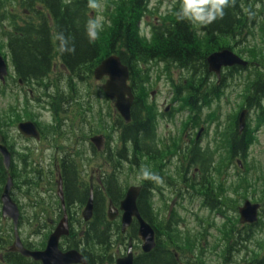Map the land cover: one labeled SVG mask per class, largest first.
Wrapping results in <instances>:
<instances>
[{
    "label": "flooded vegetation",
    "instance_id": "af4514ba",
    "mask_svg": "<svg viewBox=\"0 0 264 264\" xmlns=\"http://www.w3.org/2000/svg\"><path fill=\"white\" fill-rule=\"evenodd\" d=\"M39 9L42 10L40 7ZM23 13L27 19L31 18L29 12ZM10 14L0 5V146L7 148L11 159L7 172L0 153V172L10 174L13 179L10 196L20 210V221H24L25 218L22 215L23 208L14 199L16 190H21L22 196L27 201L29 213L26 220L30 233L32 231L33 235L45 237V242L39 247L30 242H23L24 246L27 249L43 250L49 236L65 218L68 221L69 234L60 239L59 248L63 252L78 251L88 264H117L129 255L132 256L133 264H253L247 258L237 262L233 258L239 252L241 241L247 242L246 238H250V233L255 232L252 225L240 224L239 206L231 215L227 228L208 229L205 225H201L199 230L187 231V239L190 238L191 241L183 240L185 245H180L175 239L176 229L173 228V224L177 226L178 221L181 220L178 210L183 211L187 217H194L195 210H201L206 216L216 214L223 217L224 221L229 220L222 208L225 206L222 204L223 192L218 186V174L222 168L217 166V161L220 160L217 156L221 151L220 132H217L218 136H215L211 142L203 145L199 131L203 130L204 133L206 129L200 128L197 134L188 130V143L184 148L179 149L184 155L180 158L184 164L173 165L170 158L177 151L173 141L174 136L168 134L163 136L164 134L160 133L158 106L144 96L141 97L139 91L136 97L139 98L140 113L143 118L139 120L138 143L132 142L128 125L114 111L115 117L107 125L104 133L92 132L83 141L78 136V147L81 146V142L87 144L83 156H86L88 161L82 164L79 149L70 151L55 147L51 141L53 137L50 139L47 135L54 125L55 117L63 115L59 131L64 136L63 130L69 123L67 119L73 109L70 107L78 102L75 90L74 93L67 94V98L71 101L69 104L59 103V96L55 97L54 91L61 93L65 86H78L81 83L80 78L71 79L70 73L64 70L58 60L50 76L44 80H28L19 76L12 64L10 40L6 35L7 32L11 33L14 30ZM3 64L5 70L1 69ZM56 69H58L57 73ZM254 77L255 75L252 82ZM255 83L256 81L253 85ZM175 89L176 86L173 92L174 103L181 101L176 100ZM34 92L42 96L36 98ZM34 102L45 104V108L49 110L51 122L48 125L32 119L30 109ZM66 108L68 110H65ZM243 110H247L251 116L254 115L259 119L260 115L264 114V98L260 99L257 106L256 98L250 91L249 101L244 98V105L238 114ZM148 112L151 113V120L144 117ZM26 122H33L36 125L40 132L39 140L26 138L19 133V125ZM148 122H152V126ZM235 131H237L236 123ZM94 137H99L98 146L92 142ZM42 145L47 147L46 152L53 151L49 163H46V160H36V153H39ZM96 155H104L110 173L100 176L96 173V170L98 171L97 162L94 160ZM238 159H240L239 155L234 157L233 161L238 162ZM129 168L135 170L136 183L124 187L119 175L127 173ZM142 168H147L159 176L160 180L157 182L141 179L139 174ZM83 171L88 176L87 180ZM94 174L98 175L95 185L91 183ZM17 175L34 176L38 180L18 182ZM68 179L69 187H67ZM5 184L6 182L0 183V213ZM60 184L63 199L59 193ZM67 189L70 190L71 195L69 202ZM130 191L131 194L136 195V210L140 219L133 217L123 230L122 223L126 213L122 209V204ZM91 196L93 209L90 219L85 220L84 214ZM141 221L154 233V247L148 253L143 252V239L140 236ZM36 222H39V225ZM72 234H77V248H68V239ZM85 236L89 237L91 247L95 245L93 250L84 249ZM97 237L105 238V244L97 241ZM9 242L8 246L12 245L13 240L10 239ZM187 244L192 247L194 253ZM199 257L201 262L198 261Z\"/></svg>",
    "mask_w": 264,
    "mask_h": 264
},
{
    "label": "trees",
    "instance_id": "16d2710c",
    "mask_svg": "<svg viewBox=\"0 0 264 264\" xmlns=\"http://www.w3.org/2000/svg\"><path fill=\"white\" fill-rule=\"evenodd\" d=\"M150 1H110L108 11H111L109 13L113 17V26L107 34L109 46L105 48V54L102 55L98 40L90 43L85 34V24L91 17L92 11L87 6L88 0H21L18 10L29 12L31 18L21 19L16 15L15 19L10 16L14 30L11 33L7 32L6 35L10 40L12 64L22 78L41 81L50 76L58 60L64 70L70 73L71 79L79 77L81 82L83 80L88 82L92 80L93 71L102 59L116 54L130 70L132 88L139 92L147 78L141 66L152 60L165 61L186 71L184 81L176 85L175 94L183 98L185 108L190 109L194 117H197L203 105L207 106L213 97H217L219 92L226 88L225 77L216 88V83L212 81L207 69V57L216 50L222 49H230L240 54L234 43L238 45L240 39L250 34L262 21L263 11L260 10V6L264 4V0H230L224 17L206 27H194L185 21L178 20L175 12L181 0H177L163 24L151 26L152 44H148L139 33V25L150 11ZM59 34H63L69 40V46L74 47V52L60 51L57 39ZM229 73L233 74V71ZM254 81H256L255 85H253ZM65 87L61 93L54 91L59 96L58 102L61 104L71 102L67 98L68 92L74 93L75 90L77 97V85ZM250 91L253 92L259 106L260 99L264 98L263 72L256 70L253 82L251 80ZM247 100L249 101V98ZM72 106L70 108H73ZM81 109H83L82 106ZM140 112L141 104L137 97L131 110L132 122L127 126L133 143L139 141V120L143 118ZM144 117L152 119L149 112L145 113ZM259 119L264 121V114L260 115ZM148 124L152 126V122ZM245 135L239 136L237 131L230 133L226 143L230 160L237 155L242 161L246 160L251 140ZM5 178V172L1 171V184L5 182ZM17 180L29 182L38 179L34 176L17 175ZM67 187H69V179ZM67 193L69 202L71 199L69 189ZM36 224L39 225V222ZM1 233L3 234L2 231ZM2 234L0 248L6 250L10 237L8 235L5 239ZM83 239L86 244L84 249L93 250L95 245L90 246L89 237L85 236ZM68 241V248L78 247L77 234H72ZM97 241L105 244V238L97 237ZM0 264L39 263L6 251L0 257ZM253 264H264V253L260 258L253 260Z\"/></svg>",
    "mask_w": 264,
    "mask_h": 264
},
{
    "label": "rangeland",
    "instance_id": "374dc122",
    "mask_svg": "<svg viewBox=\"0 0 264 264\" xmlns=\"http://www.w3.org/2000/svg\"><path fill=\"white\" fill-rule=\"evenodd\" d=\"M110 1L111 0H98L102 8L92 9L91 11V17L102 15L107 21L97 39L98 43L101 45L102 55L105 54V48L109 46L107 34L113 26L112 14L109 13L111 11H108V5L111 3ZM176 2L177 0L150 1V11L139 25V33L148 44H152L151 26L163 24L164 19L168 17L169 11H171L173 4ZM0 5L7 13L18 15L21 18L24 17L22 10H18L19 0H0ZM263 5L260 6V10L263 11L262 21L259 23L257 22V27L251 31L252 33L250 32V34L240 39L238 45L234 43V46L236 49H239L242 57L246 58L252 64L258 62L261 67H264ZM255 69L257 71L259 70L257 67H248L245 73L239 71L233 72V74L223 72L226 88L222 90L220 95L213 97L212 101L207 106L203 105V109H201L202 112L200 111L201 113L197 118H192L188 111L182 109V107L185 106L183 101H176L174 103V86L183 81L184 77L187 75L185 70L180 68L177 69L173 64H163L160 62H152L151 64L143 65L141 69L147 78L139 94L141 97L144 96L158 106L160 133L162 135L164 134L163 136L167 134L174 136L173 141L177 146V151H175L174 156L170 158L173 165L181 166L184 164L180 159L184 156L180 148H184L185 144L188 143V130H192L197 134L199 129L204 127L206 131L204 130V133L202 132L203 134H201L203 145H207V143L211 142L215 136H218L217 132H220L219 147H221V151L219 156H217V159L220 158V160L217 161V166L222 168L218 174V186L223 192L222 204L225 206L222 208L229 220L224 221L223 217L216 216V214L214 216H206V213L201 210H195L196 216L187 217L183 211L178 210L181 220L178 221L177 226L173 224V228L176 229V241L180 245H185L186 243H184L183 240L191 241L190 238L187 239V231L199 230L201 225H205L208 229H213L215 227L220 229L227 228V224L231 221V215L235 213L237 206L241 207L245 201L258 203L262 206L263 212L260 223L261 221L263 222L255 227V232L250 233V238H246V240H248L247 242L241 241L239 252L233 257L235 262L246 258L254 260L263 256L264 253V121L258 118L256 119L254 115L251 116V113L246 114L245 125L248 124V127L245 131V136L251 140V147L246 160L241 161L238 159V162L230 160L226 144L230 133L233 131V123L244 105V98L249 95L251 80L256 74ZM55 72L57 73L58 69H56ZM215 80L214 78V81ZM102 85L103 82L101 83L95 80H90L88 82L83 81L78 85L76 87V91H78V102L74 104L72 112L67 119L69 123L64 127V136L59 131L63 115L55 117V122L53 121L54 125L47 133L50 139L53 137L51 140L53 146L70 151L79 149L82 164H86L88 161V158L83 156L87 144L81 142V146L78 147V136L81 138V141H83L86 140L88 135L92 132L95 134L104 133L107 125L110 124L115 117L114 104L108 101L101 92L100 88ZM34 95L36 98L42 96V94L39 96L38 92H34ZM56 96L57 94L55 97ZM81 106L83 109H81ZM30 112L33 120L41 121V123L45 125L51 122V114H49V110L45 108V104L42 105L34 102L33 105H31ZM87 121L90 123L85 124L84 122ZM79 122L81 124H79ZM46 151L47 147L42 145L39 153H36V160H46V163H49L53 151ZM94 160L97 162L96 167L98 171L96 170V173L99 174V176L111 172L105 163L104 155H96ZM230 167L232 168L230 169ZM134 171L135 170L129 168L127 173L119 175V180L124 187L135 185L136 173ZM82 173L87 180L88 176L85 175L84 171ZM93 176V181H91V183L93 182V185H95L98 175L94 174ZM14 199L23 208L22 215H24L25 218L23 221L25 224L19 228V235L22 241L35 244L37 247L41 246L42 243L45 242V237L37 234L33 235L32 231L30 233V229L27 226L28 221L26 220L29 209L26 199H24L21 194V190H16ZM209 225L212 226L210 227ZM1 231L3 232L2 237L7 239L9 235L13 240L12 224L7 220H3L0 214V232ZM173 234H175V232ZM188 247H190V250L194 253L192 247L189 245ZM3 252L2 248H0V256ZM198 261L201 262L200 257Z\"/></svg>",
    "mask_w": 264,
    "mask_h": 264
},
{
    "label": "water",
    "instance_id": "95a60500",
    "mask_svg": "<svg viewBox=\"0 0 264 264\" xmlns=\"http://www.w3.org/2000/svg\"><path fill=\"white\" fill-rule=\"evenodd\" d=\"M207 65L210 73L216 74L220 79L221 70L223 68H232L235 66L246 67L247 62L240 59L236 54L230 50H222L213 53L207 58ZM2 70H5L4 64L1 66ZM94 77L100 81L107 77L106 84L102 87L105 96L110 100H115V108L120 116L126 123L131 121V107L134 102V96L132 89L128 86L129 70L124 66L119 57L110 56L96 68L94 71ZM239 133H242L245 129V112L239 117ZM19 133L26 138L40 139V132L32 122L22 123L18 127ZM99 138H93L92 142L98 146ZM1 142V136H0ZM0 153L3 157V162L6 170H9L10 166V154L7 148L3 145L0 146ZM13 188V180L8 177L7 183L3 189L1 196L2 202V218L9 219L13 223L14 229V242L10 251L21 255L24 258L31 259L34 262L40 264H88L85 258L75 250L63 252L59 248V242L62 237L68 236L69 226L68 221L64 218L56 227L55 231L49 236L47 245L42 251H31L23 246L18 233V224L20 213L18 206L13 202L10 196V192ZM59 193L63 199L62 185L60 184ZM136 195L131 194L127 196L126 201L122 204V209L125 211L123 219V230L132 220L133 217L138 219L139 215L136 210ZM93 209V197L91 196L88 205L85 210V220L90 219V214ZM259 205H253L250 202H246L240 209V222L241 224H256L258 222ZM140 236L143 239V251L144 253L150 252L154 247V233L152 229L144 222L141 221ZM117 264H133L132 256L129 255L123 261H119Z\"/></svg>",
    "mask_w": 264,
    "mask_h": 264
},
{
    "label": "clouds",
    "instance_id": "9594fccd",
    "mask_svg": "<svg viewBox=\"0 0 264 264\" xmlns=\"http://www.w3.org/2000/svg\"><path fill=\"white\" fill-rule=\"evenodd\" d=\"M230 4V0H181L179 8L175 12L178 20L185 21L194 27H206L213 22L222 19L225 9ZM87 6L90 9H101L102 5L98 0H88ZM107 23L102 15H96L87 19L85 24V34L89 42L98 39L100 31ZM60 44V51L68 53L74 52V47L69 46V40L63 34L57 36ZM141 179L159 181L160 177L142 168L139 174Z\"/></svg>",
    "mask_w": 264,
    "mask_h": 264
}]
</instances>
